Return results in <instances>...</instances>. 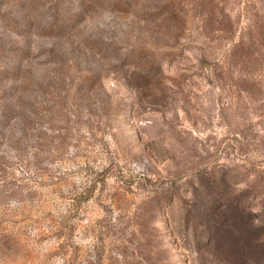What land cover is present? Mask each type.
Here are the masks:
<instances>
[{"label":"rangeland","instance_id":"obj_1","mask_svg":"<svg viewBox=\"0 0 264 264\" xmlns=\"http://www.w3.org/2000/svg\"><path fill=\"white\" fill-rule=\"evenodd\" d=\"M0 264H264V0H0Z\"/></svg>","mask_w":264,"mask_h":264}]
</instances>
